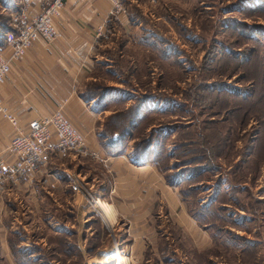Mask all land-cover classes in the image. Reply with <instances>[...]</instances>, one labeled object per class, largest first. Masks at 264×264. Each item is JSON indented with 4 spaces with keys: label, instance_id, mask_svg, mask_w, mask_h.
I'll return each instance as SVG.
<instances>
[{
    "label": "crops",
    "instance_id": "0c3cea01",
    "mask_svg": "<svg viewBox=\"0 0 264 264\" xmlns=\"http://www.w3.org/2000/svg\"><path fill=\"white\" fill-rule=\"evenodd\" d=\"M9 1L20 18L38 14L44 2ZM142 2L144 0H123L122 10H116L109 0H65L52 18L58 36L52 40L36 39L24 54L11 61L0 83V100L16 117L18 126L26 129L31 118L45 116L60 106L84 134V143L80 151L53 155L47 165L36 172L3 181L0 187V264H42L35 255V240L47 243V236L52 232L61 241L59 262L64 264H73V261L109 264L110 255L101 252V247L103 238L110 233L117 254L121 247L138 264H181L180 258L174 256L176 244L191 246L190 264H214L213 257H221L222 251L229 249L228 245L238 252L239 264L248 258L254 259L253 264H264L261 262L264 260V231L259 230L253 240L227 243L223 227L216 230L210 224H200L190 212L179 182L168 180L164 171L148 157L134 156L133 142L138 137L133 132L138 126L125 130L120 141L115 139L116 133L110 135L104 127L106 114L121 102L122 96L112 91L116 90L114 85L120 83L121 77L107 79L110 90L103 97L90 93L86 85L101 70V59L107 50L116 47L126 52L135 50L133 45L142 49V40L134 38L140 33L135 24L141 22ZM9 51L8 46L0 45L3 56L7 57ZM106 66L109 68L111 64ZM251 81L255 88L257 80L251 78ZM140 121L138 119L137 123ZM14 132L12 123L0 114L1 149ZM4 154L11 159V154ZM85 164L93 171L98 169L100 175L86 177L81 170ZM74 179L80 185L79 190L70 186ZM51 202L54 203L51 205ZM100 203L111 210L109 217L102 212ZM41 211L50 213L45 218L47 223L54 222L53 231H40L42 234L32 236L34 241L27 245L23 240L28 237L22 232L26 228L24 224L23 228L17 225L24 214ZM162 211L170 223L166 233H160L165 218ZM49 217L54 220L51 222ZM120 222L127 236L123 241L114 230ZM83 227L87 228L82 230ZM80 240H84L83 246ZM89 240H97L96 246L87 245ZM37 244L44 247L40 242ZM86 257H89L87 261Z\"/></svg>",
    "mask_w": 264,
    "mask_h": 264
},
{
    "label": "rangeland",
    "instance_id": "374dc122",
    "mask_svg": "<svg viewBox=\"0 0 264 264\" xmlns=\"http://www.w3.org/2000/svg\"><path fill=\"white\" fill-rule=\"evenodd\" d=\"M142 3L141 22L135 24L140 33L134 35L136 40H142V49L133 45L135 50L126 52L116 47L107 50L101 59V70L86 85L92 93H99L96 96L103 97L110 90L107 79L121 77L120 83L114 85L116 90H112L122 96L121 102L106 114L104 127L111 135L113 131L129 129V120L142 116L140 128L133 132L135 137L142 136V152L146 137L154 132L152 141L156 139V142L151 144L158 149L155 164L163 168L168 180H180L181 193L190 212L199 216V223L216 222V227H223L231 245L238 239L253 240L259 230L264 231V143L257 140H264V106L242 113L238 105L242 94L252 87L248 69L251 65L260 67L258 91L264 93V0H144ZM13 8L9 1L0 0V32L18 23L20 14ZM258 103L264 105V99ZM133 110L131 115L135 117L130 115L126 119L124 115ZM252 142L259 147L251 148ZM81 170L86 177L100 175L98 169L93 171L88 164ZM70 186L73 190L80 188L75 179ZM210 202H215L214 208L205 213L203 209ZM100 204L102 212L109 217L111 210ZM93 209L98 213L96 207ZM216 209L223 213L222 222L217 221ZM49 214L31 212L20 218L17 228H23L24 224L26 229L22 232L28 237L24 243L30 245L34 241L32 236L53 231L54 219L49 217L51 224L46 219ZM161 214L166 216L163 211ZM168 225L165 217L160 233H166ZM114 230L122 241L126 239L123 222ZM112 237L110 233L103 238L101 252L106 251L114 264H138L121 247L117 254ZM46 241L48 244L45 240H35V245L40 247H34L36 257L50 264H64L59 262L61 252L55 247L57 237L53 232ZM83 242L80 240L82 246ZM86 244L96 246L97 240ZM228 247L221 257H213L214 264L220 261L239 264L238 252ZM174 248V256L180 258L181 264H190L191 246L176 244ZM253 263L254 259L248 258L242 264ZM73 264L82 263L73 261Z\"/></svg>",
    "mask_w": 264,
    "mask_h": 264
},
{
    "label": "built area",
    "instance_id": "2783aa9c",
    "mask_svg": "<svg viewBox=\"0 0 264 264\" xmlns=\"http://www.w3.org/2000/svg\"><path fill=\"white\" fill-rule=\"evenodd\" d=\"M65 0H44L38 14L22 16L15 27L5 33L4 45L10 51L7 57L0 53V83L4 81L10 63L24 54L38 38L52 40L58 32L52 16L64 5ZM112 9L122 10L123 0H109ZM0 114L14 126L15 132L4 148H0V187L8 177L36 172L44 168L54 155H64L83 146L84 134L75 127L61 108L41 117H33L27 127L18 126L17 119L0 100ZM55 136L52 139V136ZM4 152L12 155L7 159ZM72 187L77 188L73 183Z\"/></svg>",
    "mask_w": 264,
    "mask_h": 264
},
{
    "label": "trees",
    "instance_id": "16d2710c",
    "mask_svg": "<svg viewBox=\"0 0 264 264\" xmlns=\"http://www.w3.org/2000/svg\"><path fill=\"white\" fill-rule=\"evenodd\" d=\"M8 1L9 0H7V2ZM7 30H9V28H6L5 31L0 32V45L4 44V37H5V33H6ZM252 64H254V62ZM258 68H260V67H258ZM258 68L257 67H254V65H251L250 68H248L249 69V73L251 74L250 77L251 78H255L257 80V84H256V87L255 88L252 85L250 91L249 92H245L240 97L241 98V101H240L241 103L238 105V107H239V109L243 110L242 113L245 112V111H251V110L256 109V108L260 109V107L262 108L264 106L263 103H260V104L258 103L259 100H263L264 99V93H259V91H258V82H259ZM256 89H257V91H256ZM92 92H94V91H91L90 90V93H92ZM98 94L99 93H97L95 91L94 95H98ZM245 99H247V100H245ZM242 100L245 101L246 106H244ZM254 111H256V110H254ZM133 112H134V110L133 111H130L129 113H126V115H124L126 117V119H128ZM120 117H122V119L125 118L123 116H120ZM131 117H135V115H133V116L131 115ZM137 118L142 121V119L140 118V116L137 117ZM137 120H134V118L131 119V120H129V123H130V125L132 127L133 126L134 127L135 126H138V127H135V129L136 128H140V126L142 124L141 121L137 123ZM118 125H121V123L118 124ZM106 130H107V128H106ZM125 130H128V128H125L121 132H115V131H113L114 133H116L115 139L120 141L122 139L123 135H124V131ZM259 132H260V130H259ZM114 133H112V135ZM153 134H154V132H151L150 137L149 138L146 137L147 143L143 145L144 146L143 147V152H142V136L141 137H138L136 140H134V142H133V154H134V156L139 157V156L142 155V158L143 157H145V158L148 157L149 159H151L155 163V161H156L157 158H154V155H156L158 153V149H157V147L156 148L153 147L152 144H151L152 142H156L155 141L156 139L152 141V135ZM257 140H259L260 142L264 143L263 142L264 140H262V139H257ZM249 146L251 148H253V149H256L257 147H259V146H255L254 145V142H252L251 144H249ZM156 165H157V163H156ZM158 168L161 169V170H163V168H160V167H158ZM171 181L172 182H179L180 180L176 179V180H171ZM181 190H182V188H181ZM209 204H210L209 206H207L206 208L203 209V211L205 213L210 212L211 209L214 208L213 207V205L215 204L214 202H210ZM217 211H218V215L216 216L217 221L222 222L224 220L223 213H221L219 210H217ZM196 216H197L196 218L199 217L198 215H196ZM209 224L212 227H214L215 229L216 228L218 229L220 227V226L219 227H216V222H215V224L212 223V222L209 223ZM55 247H57L59 251L61 250V241L59 239H57V243H56V246ZM19 253H22V252L19 251ZM42 264H49V261L48 262L42 261ZM109 264H114V261H111Z\"/></svg>",
    "mask_w": 264,
    "mask_h": 264
},
{
    "label": "bare ground",
    "instance_id": "6f19581e",
    "mask_svg": "<svg viewBox=\"0 0 264 264\" xmlns=\"http://www.w3.org/2000/svg\"><path fill=\"white\" fill-rule=\"evenodd\" d=\"M108 209V207H106V209L105 210H107Z\"/></svg>",
    "mask_w": 264,
    "mask_h": 264
}]
</instances>
